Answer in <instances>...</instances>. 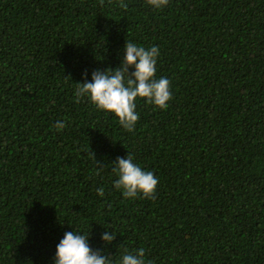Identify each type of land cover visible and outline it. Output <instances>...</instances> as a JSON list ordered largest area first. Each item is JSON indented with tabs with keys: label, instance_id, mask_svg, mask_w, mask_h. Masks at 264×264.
I'll return each instance as SVG.
<instances>
[{
	"label": "trees",
	"instance_id": "obj_1",
	"mask_svg": "<svg viewBox=\"0 0 264 264\" xmlns=\"http://www.w3.org/2000/svg\"><path fill=\"white\" fill-rule=\"evenodd\" d=\"M123 2L0 0V264H55L72 231L113 264H264V0ZM129 41L172 93L138 98L131 132L75 96ZM128 154L154 198L114 188Z\"/></svg>",
	"mask_w": 264,
	"mask_h": 264
},
{
	"label": "clouds",
	"instance_id": "obj_2",
	"mask_svg": "<svg viewBox=\"0 0 264 264\" xmlns=\"http://www.w3.org/2000/svg\"><path fill=\"white\" fill-rule=\"evenodd\" d=\"M146 2L154 9H162L168 5L169 0H146ZM118 7L127 10L128 5L120 0ZM123 51L124 59L119 68L104 72L95 71L90 82L87 81V73H85V82L77 83L75 96L78 101L87 97L99 110L114 114L120 125L131 132L134 131L139 119L136 112L138 98L154 104L159 109H166L172 99V93L167 78H155L159 56L157 47L145 48L129 41L125 43ZM129 68H134L130 75ZM64 126L62 121H57L58 130ZM90 155L94 158V154L90 152ZM114 165L117 175L113 185L115 189L120 190L126 198L134 199L138 195L147 199L154 198L158 178L153 172L142 170L133 162L129 154L126 158H118ZM97 195L103 197L104 189L99 188ZM101 239L105 244H111L116 239V234L105 231ZM144 257L143 248L133 252L125 249L118 264H145ZM55 264H113V262L109 257L90 248L88 235L72 231L66 232L58 244Z\"/></svg>",
	"mask_w": 264,
	"mask_h": 264
}]
</instances>
